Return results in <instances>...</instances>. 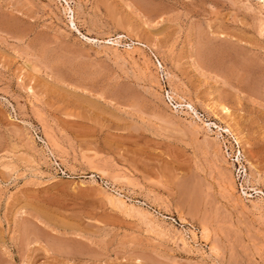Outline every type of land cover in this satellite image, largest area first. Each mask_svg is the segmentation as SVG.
<instances>
[{
	"label": "rangeland",
	"instance_id": "374dc122",
	"mask_svg": "<svg viewBox=\"0 0 264 264\" xmlns=\"http://www.w3.org/2000/svg\"><path fill=\"white\" fill-rule=\"evenodd\" d=\"M261 193L263 0H0V264H264Z\"/></svg>",
	"mask_w": 264,
	"mask_h": 264
},
{
	"label": "bare ground",
	"instance_id": "6f19581e",
	"mask_svg": "<svg viewBox=\"0 0 264 264\" xmlns=\"http://www.w3.org/2000/svg\"><path fill=\"white\" fill-rule=\"evenodd\" d=\"M263 2H264V0H263ZM65 10V9H64ZM72 26H75V24H74V22H73V20H72ZM76 31H78L79 32V30L78 29H75ZM79 35H81V37L82 38H84L85 40H88V41H91V42H93V40H91L89 37H87L86 35H83V34H81L80 32H79ZM109 43H110V41H109ZM112 43V42H111ZM220 49V48H219ZM221 50V49H220ZM220 52V51H219ZM222 53V52H221ZM235 53V52H234ZM250 57V56H249ZM218 59V58H217ZM251 59V58H250ZM246 61V60H245ZM221 63V62H220ZM250 64H252V63H250ZM255 65V64H254ZM233 71V70H232ZM240 76V75H239ZM217 105V104H216ZM184 106V105H183ZM185 107L188 109V112L190 113V114H192V116L194 115L197 119H199L200 118V115H199V113L197 112V110H196V108L193 106V105H191V104H185ZM176 109H177V107H176ZM223 110V109H222ZM191 116V117H192ZM205 126L208 128V129H210L209 131H212L211 129H216L217 130V132L223 137V134H227V135H229V134H233V132L231 131V129H230V127H221V126H219V125H217L216 123H214V122H208V123H205ZM237 136V135H236ZM242 139V138H241ZM236 141L238 142V138H236ZM240 141V140H239ZM239 159H240V157L238 156L237 157V161H239ZM226 174V173H225ZM180 175V174H179ZM197 175V174H196ZM146 177V176H145ZM192 182V181H191ZM192 184V183H191ZM201 189V188H200ZM187 192V191H186ZM260 192V191H259ZM183 194V193H182ZM262 194V193H261ZM194 195V194H193ZM263 196H264V194H262ZM191 202H193V201H191ZM197 203V202H196ZM124 206H125V204H124ZM205 207V206H204ZM113 208V207H112ZM187 209H189V208H187ZM198 210V209H197ZM121 212H123V211H121ZM127 212V211H126ZM186 213V212H185ZM207 213V212H206ZM217 213V212H216ZM132 214V213H131ZM181 214V213H180ZM182 215V214H181ZM189 215V214H188ZM132 217V216H131ZM216 219V218H215ZM202 228V227H201ZM35 232V231H34ZM73 247V246H72ZM61 248V247H60ZM55 249V248H54ZM69 248H67V250H68ZM70 249H72L71 247H70ZM80 248H78V247H76L75 248V250L74 251H77V252H80V251H78ZM86 250V249H85ZM89 250V249H88ZM62 251H65V250H63L62 249ZM66 252V251H65ZM81 252H83V250L81 251ZM73 253V252H72ZM75 253V252H74Z\"/></svg>",
	"mask_w": 264,
	"mask_h": 264
},
{
	"label": "built area",
	"instance_id": "2783aa9c",
	"mask_svg": "<svg viewBox=\"0 0 264 264\" xmlns=\"http://www.w3.org/2000/svg\"><path fill=\"white\" fill-rule=\"evenodd\" d=\"M153 58L158 71L160 83L163 87L164 99L169 107L177 110L176 107L180 108L183 105V103L175 96L173 91L167 86V73L165 72V67L162 64V62L159 61L155 55H153Z\"/></svg>",
	"mask_w": 264,
	"mask_h": 264
}]
</instances>
